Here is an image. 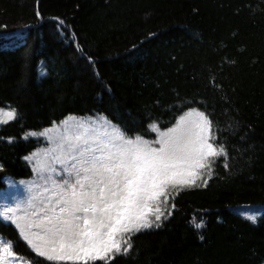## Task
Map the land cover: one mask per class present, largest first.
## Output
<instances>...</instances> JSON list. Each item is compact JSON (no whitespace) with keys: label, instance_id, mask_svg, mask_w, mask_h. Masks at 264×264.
<instances>
[{"label":"trees","instance_id":"trees-1","mask_svg":"<svg viewBox=\"0 0 264 264\" xmlns=\"http://www.w3.org/2000/svg\"><path fill=\"white\" fill-rule=\"evenodd\" d=\"M52 17L75 35L59 34ZM2 25L0 111L16 109L0 123L8 207L34 178L23 157L48 146L30 130L54 136V121L98 111L152 140L150 123L163 130L195 107L228 155L199 187L169 190L174 214L114 264H264V0H0ZM171 202L161 206L171 212ZM0 264L62 262L40 257L0 215Z\"/></svg>","mask_w":264,"mask_h":264},{"label":"snow or ice","instance_id":"snow-or-ice-1","mask_svg":"<svg viewBox=\"0 0 264 264\" xmlns=\"http://www.w3.org/2000/svg\"><path fill=\"white\" fill-rule=\"evenodd\" d=\"M36 16L43 19L39 10ZM52 19L66 39L75 35L64 19ZM78 51L94 63L85 48ZM5 115L15 119L16 109L0 111V123L7 122ZM53 125H63L54 136L46 135L48 129L30 130L44 136L48 146L23 157L34 176L20 181L27 198L17 200L12 194L15 207L3 209L18 235L50 262L114 264L117 256L132 249L136 235L161 228L174 214L169 190L199 187L203 171L211 169L216 157L228 155L213 135V121L195 107L163 130L150 123L149 130L157 133L152 140L98 111L87 116L69 114ZM13 139L9 137L8 143ZM203 184L206 187L207 180ZM12 185L9 181L8 187ZM0 194L6 195V190ZM165 198L172 201L173 211L161 206ZM241 215L256 223L254 216ZM203 226V220L196 225Z\"/></svg>","mask_w":264,"mask_h":264}]
</instances>
